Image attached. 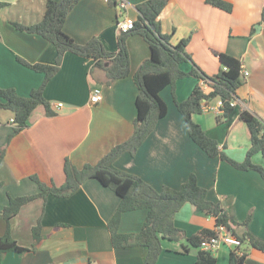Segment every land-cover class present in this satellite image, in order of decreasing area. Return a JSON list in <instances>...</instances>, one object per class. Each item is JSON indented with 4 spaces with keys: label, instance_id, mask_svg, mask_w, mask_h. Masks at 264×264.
<instances>
[{
    "label": "crops",
    "instance_id": "crops-1",
    "mask_svg": "<svg viewBox=\"0 0 264 264\" xmlns=\"http://www.w3.org/2000/svg\"><path fill=\"white\" fill-rule=\"evenodd\" d=\"M47 0H11L0 10V87H13L22 96L39 86L42 72L34 71L16 60L19 56L31 63L53 64L55 46L39 35L19 31L13 22L34 24L43 18ZM79 0L67 14L63 30L80 44L98 38L111 52L118 49L117 21L136 20L138 3L145 0ZM231 12L213 7L205 0H168L160 13V31L169 35L170 44L188 39L185 52L190 60L181 68L198 67L206 75L220 68L219 53L237 57L242 72H248L237 91V108L248 109L264 120V0H226ZM130 73L110 85L102 69L92 70L95 60L66 51L57 73L48 81L44 96L53 115L42 104L36 106L28 126L7 144L0 162V209L9 196L31 195L40 191L32 175L45 183L61 186L65 181L64 163L69 160L81 167L96 163L111 147L127 140L136 117L137 88L133 74L149 57L150 49L139 35L126 40ZM93 72V73H92ZM199 80L194 76L178 79L174 88L167 86L160 96L167 113L133 154L122 153L114 161L120 170L137 175L160 190L163 186L178 189L195 174L198 184L207 190V198L219 202L229 219L234 220L237 234L248 230L264 241V181L254 170H239L219 157L208 156L189 137L177 100L186 99ZM202 84V82H200ZM205 92L208 85L203 86ZM93 92L101 94L97 103L90 102ZM58 103H62L58 106ZM215 102L211 103L213 105ZM235 109L227 119L218 121L219 112L205 109L193 119L206 134L217 140L232 159L242 161L250 145L246 124ZM13 113L0 107V146L5 145L12 129ZM252 161L263 164L261 154ZM120 198L97 179L85 180L65 197L48 195L23 205L9 223V231L20 246L32 245L31 229L41 218L42 239L24 253L7 252L2 264H142L147 254L144 246L112 245L108 221ZM146 209L124 212L119 224L121 233L141 230ZM249 216L247 226L237 225ZM175 223L187 236L202 228H215V219L186 202L175 214ZM7 222L0 220V235ZM184 240L162 241L156 264H194L196 250H184ZM234 244H222L215 250L217 264H228ZM246 250V264H264V253L240 245Z\"/></svg>",
    "mask_w": 264,
    "mask_h": 264
},
{
    "label": "trees",
    "instance_id": "trees-1",
    "mask_svg": "<svg viewBox=\"0 0 264 264\" xmlns=\"http://www.w3.org/2000/svg\"><path fill=\"white\" fill-rule=\"evenodd\" d=\"M11 0H0V10ZM79 0H47L43 18L29 25L13 22L19 31L36 34L51 42L57 51L53 64L31 63L17 56L16 60L22 65L44 74L39 86L32 88L27 96L20 95L13 87H0V107L13 113L12 129L5 145L0 146V162L5 154L7 144L18 132L28 126L31 112L42 104L48 115H53L49 101L44 96V89L48 81L57 73L63 54L66 51L95 60L92 70L102 69L104 83L110 85L118 78L130 73V59L126 40L131 35L141 36L149 46L150 54L133 74V81L137 88L135 98L136 117L133 121V131L130 137L110 148L96 163H86L81 167L73 165L69 160L64 163L65 181L61 186L46 185L37 176L32 179L38 184L40 191L31 195L9 196L7 205L0 209V220L7 222V229L0 235V264L7 252L24 253L33 250L42 239L41 218L32 227V245L30 248L20 246L9 231L11 219L18 214L21 207L36 199H46L48 195L65 197L74 192L87 179H97L102 185L113 190L120 198L119 204L108 221L111 242L115 248L144 246L147 254L142 264H156L162 251V241H180L185 239L184 250L188 247L196 250L194 264H217L213 251L205 250L202 242L216 236L217 228L223 226L234 237L237 244L230 250L228 264H246V250H240L241 244L264 253V241L255 237L248 230L237 234L233 228V221L229 219L219 202L207 198V190L198 184L195 174H191L178 189L163 186L160 190L144 181L137 175L120 170L114 166L115 159L122 153L133 154L142 141L155 128L158 120L167 113L168 106L161 98V91L167 86L174 88L175 82L188 76L199 80L189 96L184 100H177L175 105L184 119L189 137L208 156L219 157L239 170L257 171L264 181V120L248 109L230 105L237 99L238 89L245 83L241 61L230 54L219 53L220 68L214 75H206L198 67L184 71L181 65L190 60L185 52L188 39L179 40L172 45L169 35L160 31V13L168 0H145L136 5L139 16L133 21V26L127 31H120L118 35V49L108 51L102 42L93 37L86 43L76 42L63 30L67 14ZM110 4L113 0H108ZM213 7L231 12L233 5L226 0H205ZM262 18L264 20V11ZM118 22V21H117ZM93 73V72H92ZM202 82V84L200 83ZM208 85L210 90H204ZM222 100V115L217 119H227L235 110L239 111V119L243 121L250 134V145L242 161L230 158L220 148L217 140L209 137L203 128L193 119L194 114L203 112L208 105ZM214 103V104H215ZM261 154L263 164L252 161L255 154ZM186 202L195 205L199 211L215 219V228H202L197 233L187 236L175 223V214ZM136 209H146L147 214L141 230L137 233L119 232L121 216L124 212ZM249 216L237 225L247 226Z\"/></svg>",
    "mask_w": 264,
    "mask_h": 264
},
{
    "label": "built area",
    "instance_id": "built-area-1",
    "mask_svg": "<svg viewBox=\"0 0 264 264\" xmlns=\"http://www.w3.org/2000/svg\"><path fill=\"white\" fill-rule=\"evenodd\" d=\"M119 7L121 9L126 8L127 7L126 1L125 0H119ZM117 26H118V29L120 31H127L130 28H132L133 20L126 18L124 20L118 21ZM243 74H244V76H247L248 72L245 71V72H243ZM101 98L102 97H101V94L99 92H93L91 94V97H90L92 102H98L101 100ZM235 103H237V102L235 100H232L230 102V105H235ZM61 105H62V103H58V106H61ZM222 105H223L222 100L219 99L216 101L215 104L208 105L206 107V109L222 113V110H221ZM234 243L237 244L234 237L229 233L228 230H226V228H224L223 226H220L217 228L216 236H213L209 239H205L202 242V247L205 250H210V251L215 252V250L218 249L220 247V245H222V244H234Z\"/></svg>",
    "mask_w": 264,
    "mask_h": 264
},
{
    "label": "rangeland",
    "instance_id": "rangeland-1",
    "mask_svg": "<svg viewBox=\"0 0 264 264\" xmlns=\"http://www.w3.org/2000/svg\"><path fill=\"white\" fill-rule=\"evenodd\" d=\"M90 97H91V95H90ZM90 102H91V103H97V102H92L91 99H90ZM98 102H99V101H98Z\"/></svg>",
    "mask_w": 264,
    "mask_h": 264
},
{
    "label": "clouds",
    "instance_id": "clouds-1",
    "mask_svg": "<svg viewBox=\"0 0 264 264\" xmlns=\"http://www.w3.org/2000/svg\"><path fill=\"white\" fill-rule=\"evenodd\" d=\"M134 21V20H133Z\"/></svg>",
    "mask_w": 264,
    "mask_h": 264
}]
</instances>
